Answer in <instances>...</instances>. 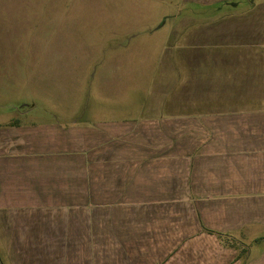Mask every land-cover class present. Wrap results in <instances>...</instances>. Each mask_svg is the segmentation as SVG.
Wrapping results in <instances>:
<instances>
[{
    "label": "crops",
    "instance_id": "crops-1",
    "mask_svg": "<svg viewBox=\"0 0 264 264\" xmlns=\"http://www.w3.org/2000/svg\"><path fill=\"white\" fill-rule=\"evenodd\" d=\"M185 1L226 3L174 49H221L176 60L191 108L0 114V264H264V0Z\"/></svg>",
    "mask_w": 264,
    "mask_h": 264
},
{
    "label": "rangeland",
    "instance_id": "rangeland-1",
    "mask_svg": "<svg viewBox=\"0 0 264 264\" xmlns=\"http://www.w3.org/2000/svg\"><path fill=\"white\" fill-rule=\"evenodd\" d=\"M224 7L185 0H0V114L20 118L29 111L41 119L67 112L72 120V112L91 119L101 107L129 115L191 108L190 99L164 104L159 98L174 89L176 60L217 61L221 49H174L180 40L225 41L214 34L221 27L185 34ZM208 66L207 75H218L215 62Z\"/></svg>",
    "mask_w": 264,
    "mask_h": 264
}]
</instances>
